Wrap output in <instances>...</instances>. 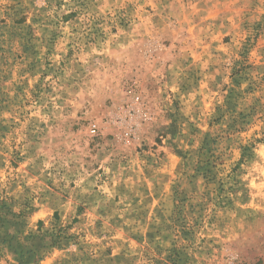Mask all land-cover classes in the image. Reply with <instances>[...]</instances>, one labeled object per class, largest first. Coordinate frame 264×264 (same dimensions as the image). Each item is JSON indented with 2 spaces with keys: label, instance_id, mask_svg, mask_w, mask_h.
I'll return each instance as SVG.
<instances>
[{
  "label": "rangeland",
  "instance_id": "obj_1",
  "mask_svg": "<svg viewBox=\"0 0 264 264\" xmlns=\"http://www.w3.org/2000/svg\"><path fill=\"white\" fill-rule=\"evenodd\" d=\"M0 264H264V0H0Z\"/></svg>",
  "mask_w": 264,
  "mask_h": 264
}]
</instances>
